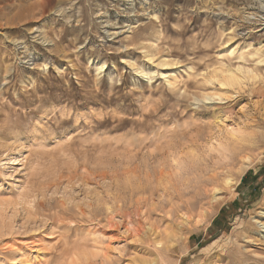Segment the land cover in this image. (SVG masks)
<instances>
[{"label":"rangeland","instance_id":"374dc122","mask_svg":"<svg viewBox=\"0 0 264 264\" xmlns=\"http://www.w3.org/2000/svg\"><path fill=\"white\" fill-rule=\"evenodd\" d=\"M0 264H264V0H0Z\"/></svg>","mask_w":264,"mask_h":264},{"label":"bare ground","instance_id":"6f19581e","mask_svg":"<svg viewBox=\"0 0 264 264\" xmlns=\"http://www.w3.org/2000/svg\"><path fill=\"white\" fill-rule=\"evenodd\" d=\"M32 5V4H31ZM37 5V4H36ZM42 5V4H41ZM29 7H31V6H29ZM32 8V7H31ZM153 57V56H152ZM230 70V69H229ZM217 78V77H216ZM237 78H239L238 77V75L234 72V71H229V73H228V76L225 78V80H227L228 82H235V81H237ZM225 80H223V81H225ZM223 84H225L224 82H223ZM230 86H232V85H230ZM162 175V174H161ZM227 182H228V180H227ZM230 182V181H229ZM232 182H230V184H231Z\"/></svg>","mask_w":264,"mask_h":264}]
</instances>
